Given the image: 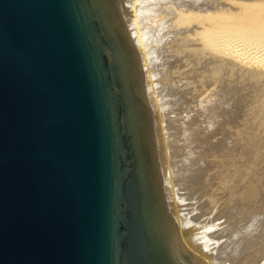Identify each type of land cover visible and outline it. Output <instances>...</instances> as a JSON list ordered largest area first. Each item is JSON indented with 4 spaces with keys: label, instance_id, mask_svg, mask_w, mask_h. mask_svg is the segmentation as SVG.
<instances>
[{
    "label": "water",
    "instance_id": "obj_1",
    "mask_svg": "<svg viewBox=\"0 0 264 264\" xmlns=\"http://www.w3.org/2000/svg\"><path fill=\"white\" fill-rule=\"evenodd\" d=\"M120 2L0 0V264L177 263Z\"/></svg>",
    "mask_w": 264,
    "mask_h": 264
},
{
    "label": "rangeland",
    "instance_id": "obj_2",
    "mask_svg": "<svg viewBox=\"0 0 264 264\" xmlns=\"http://www.w3.org/2000/svg\"><path fill=\"white\" fill-rule=\"evenodd\" d=\"M204 1L203 3L205 5V9L201 13L199 12V10H196L192 6H190L189 8H186L185 10H177V7L174 8L175 4L173 2H172L173 4L171 2H169L170 4L163 3L164 5L163 4L160 5L162 14L159 13V14L153 15L152 13L149 12L150 16H152V19L148 23H144V25L140 21V12L144 13L147 11H144V10L142 11L143 4L141 0H131V1L123 0L121 5L119 6V14L121 17V21L123 23V27L124 29L128 30L129 38L132 40V42L134 39L135 40L138 39V35H140L139 37H140L141 42L142 41L144 43L147 42L149 36H146L145 33L153 32L154 30H156L155 27H157L158 24L162 23L163 24L162 26L164 28L167 27L165 31L169 33L174 32V31L177 32V33H172L173 36H175L176 34L177 37L176 36L174 37L176 38V41L182 40V38L180 37L181 38L180 39L178 36L180 34L178 33V31L180 30L181 32L180 36L182 35L184 36V34H186L185 36L191 37V40H189L190 38L188 39V41H191L190 43H192V39L194 38L193 39V45H194L195 44L194 40L197 37L196 35L197 33L194 32L193 30H189V26L191 25L192 22H196V20L203 19L202 21H204V23L207 26H209V24L213 23L211 14H213L215 10H218L219 15H220L219 21L221 22L222 25H227L229 23L240 25L241 23H244L246 21V12L250 4L251 5L254 4L253 10L255 12L257 11V14H258L259 12L258 7L261 6V4H259V1H262V0H207V1L204 0ZM131 2L134 4V5L132 4L133 9L131 7ZM134 8L137 11V15L135 16H134L135 12L133 11ZM162 9H164V12ZM166 9L169 10V13H165ZM131 14L136 19V23L134 22L135 19L133 17H132V21L130 19L131 17H128V16H131ZM262 14L264 16V13ZM196 15L200 16V18L196 19L197 18ZM128 19L130 20L129 22L126 23ZM235 20H237L238 22ZM128 23L130 24L129 25L130 30H132L133 33L135 32V34L132 35L131 34L132 31H130L129 28H127ZM172 34L169 37L170 40L168 39L169 41L165 39L162 40L160 38L162 43L163 44L165 43L167 47L170 42H171L170 44L172 45H174L173 42L177 43L175 39L173 38ZM191 35L194 37H192ZM150 39L151 37L149 38V40ZM158 40L159 39H154V41H152L151 39V42L148 45V47L150 46V48H148L149 53L147 51L148 53L147 60L149 63L144 62V64H142L143 60L141 59L143 58L140 54L142 52V49H140L141 46L140 44L139 46L137 44V47H136V45L134 44L136 43V41L133 42V45H134L135 50L138 52L139 70H140L141 79H142L145 103L147 104V107L149 108V111L152 116V126L154 127L153 139H155L154 144H156L155 147L158 151L157 159H158V164H159L158 166L160 169L164 196L166 197L165 194L168 193L167 191L168 189L170 194L175 193L177 195L178 193L179 196L183 194L181 196L184 197V198H180L178 195L176 197L175 194H174L175 196L171 194V197H170L171 200L169 202L166 201V198H165L166 203L170 204V206L167 205V208L169 209V212L171 213V215L172 216L174 215L173 219L175 220L176 223H177V220H176L177 214L180 211L181 212L179 214L183 213L184 214V215L182 214L183 217H186V219L189 218L187 221L189 223L185 226V228L182 229L183 236L185 235L188 236L191 233L192 229L193 230L200 229L201 231L204 232V235L206 237L210 236V238L212 237V239L213 238L217 239L216 240L217 242L213 243V245H211V248L213 246L216 247V245H218L217 247L218 255L222 257H226L229 262H238L239 264H243L244 262L246 263L247 261H249L253 264H259L260 262H261L260 264H262L264 262L263 260L264 259V55L260 53L261 56L258 55L256 57L257 54L253 56L251 52H247L241 49H238L232 53L229 51L223 50L221 51L222 52L221 53L219 50L216 51L217 49H212V47H210V49H212L211 51L214 50L217 56L219 53L221 54L219 55L221 56L220 61L221 59L223 60L222 62L217 63V65L224 63V65H221V66L225 68H221L220 65L218 66L215 65L216 64L215 62H213V65H209L212 62V58L206 59V57L207 55H211L210 54L211 52L204 55L205 62L207 61L208 63L203 62L205 64V66H203L204 64L202 63L203 65H200L201 63L200 62L198 63L197 59L200 58L201 56L202 58H204L203 55L200 56L199 54H203V52L206 53V51L208 52L209 50L208 44H206V46L208 47L203 46V43L200 44L198 40L196 39L197 41L195 42L196 43L198 42V44H195V46L196 47L201 46V48H204V49H202V51H199L197 48L198 52H195L196 47L193 46L195 47L193 49L192 44L188 43L187 40H183L182 43L180 42L182 46L178 42V44L174 45L176 49L172 46L170 48H165L164 51H161V49H163L166 45L162 44L163 46L162 48V46L159 44L161 41L160 40L158 41ZM155 41H158V43ZM184 42L185 43L187 42V43L185 44ZM152 43H154V45ZM156 43L161 46V47L159 46L160 50L157 49L158 46L156 45ZM183 43L187 46L189 45L188 47L186 46L187 50L182 49V48H185V46L183 47ZM178 45L180 47L177 48L176 46ZM137 48L140 49L141 51L138 50ZM191 48L194 50V52L193 50H190ZM166 49L167 50L171 49L172 51L170 50L166 51ZM177 50L181 51L180 53L182 54L181 56L183 58L180 57V54L177 56L175 55L176 53L178 54ZM158 53L162 54V56L159 55ZM170 53H173V54H170ZM185 53H187V56H185ZM163 55H166L165 56L166 59H164ZM174 55L176 58L174 57ZM167 56H169L170 59ZM219 56L217 58H219ZM153 57L155 60L153 59ZM187 57L189 61L186 60ZM176 59H180V61L181 59L183 60L185 59L186 62L181 61L180 63V61L178 62V60ZM165 60L168 62H166ZM190 60L195 61V62H191ZM172 61L174 63L176 62V64H173ZM179 63L181 65H183L184 63L185 64L183 66H180L178 65ZM148 64L149 66L147 67ZM163 64L168 65V66H165ZM188 64L192 66H189ZM143 65L146 66V69H145V66ZM214 65L217 66V69L219 70L218 74H215L216 73L215 71H214V74L213 72H211L213 71L212 69ZM164 66L165 68L167 67L166 68L167 70L163 68ZM210 66H212V68ZM155 67L157 68V70L153 69ZM159 67L163 68V70L162 68H160L161 70L160 72H162L163 74L169 73L167 75H169L170 77L172 75V71L170 70L171 71V74H170L169 69H172V70L176 69L179 72H183L184 74H187V75H184L183 73H179L178 71L176 72H178L179 74L178 73L176 74L175 70H173L175 77H173V75L172 77L178 78L179 76L176 77L177 75H184L185 77L180 76L181 78H178L180 81H182L183 79L184 82H181L182 84H180L179 82L180 86L179 84L178 86H176L171 83H167V85L166 84L163 85L159 80H157L160 77L159 75H162L159 72V69H158ZM147 68L149 69L147 70ZM200 68H201V71H200ZM206 68H209V70ZM214 68L216 69V67ZM152 69L158 72L154 73L152 72ZM144 71L147 74L146 77H145L146 74L144 75ZM197 71H199L200 73L199 72L197 73ZM220 71L221 73H219ZM186 72H188L189 74ZM210 72L211 74H209ZM190 73L192 77L190 76ZM206 73L208 75H205ZM152 75L153 77L155 76L154 78L155 80L151 77ZM211 75L213 77H211ZM202 76H205V77L207 76V77L205 78ZM216 76L218 77V79ZM148 77H150L151 79ZM149 82H151V84H149ZM154 82L156 83L154 84ZM145 83L148 84L149 87L151 85V88L148 89L149 91L151 89L150 92L147 90L148 85H146ZM193 83L196 85H194ZM156 84L158 85L156 86ZM154 86L156 87L159 86V87L157 89ZM189 86L191 87L193 86L192 88L194 89H192ZM171 88L172 89L174 88V90H172ZM220 89L222 90V92L220 91ZM147 91L149 93L152 92L151 95L153 96L148 94ZM156 91L159 94H157ZM187 93H188V97H187ZM177 94L180 97H178ZM158 96L161 97V100H160V97ZM176 97L177 99H175ZM151 98L152 99L154 98L153 100L155 99L157 100L158 98L159 99L157 100V102L156 100L154 102ZM195 98L196 100L197 99L200 100L199 102H201L203 108L205 104L206 106L212 105V107H210V111L207 113L208 118H205V121H201L202 123L200 122L198 124L199 126L198 128L195 124V128L199 129V132L196 133L195 136H193V138L197 140H193L192 143H190L191 144L190 148L193 151V153H191L189 156L186 157L187 159L188 157H190V160L188 159L190 162L187 164L186 169L183 170L182 167L176 166L179 170H182V172H180L182 183L181 185H179L180 188L178 189V192L176 193V191L174 192L170 190L169 187L167 188V185H166L167 183L165 182V180L168 179L169 177V173L166 174L167 172H165L166 169L169 172V168L166 167L167 164H164L167 161L166 156L168 155L167 153L168 151H166L165 147H163L165 146L163 145V139H162V138L165 139V130L163 128L165 122H162V121H165V120H162L163 116H162L160 108L162 104L165 105L166 111H168L167 113H169V110L171 109V112H170L171 114L170 113L168 114L167 120L170 121L168 123L169 125L170 124L173 125L174 123V127H175V125L178 124L180 121L178 119H180V116L184 111L183 107H186V105L190 101H196ZM179 99H181L182 101L184 100L182 104L180 103L182 101H179ZM177 102L179 103L176 104ZM201 104H199V106L198 105L195 106V109H197L195 111L202 110V108L200 107ZM181 109H182L181 111L182 113H179ZM176 111L179 115L175 113ZM160 117L162 118L160 119ZM161 122L163 123L162 126H160ZM161 127L163 130L161 129ZM168 133H170L169 140L172 141L170 142L173 143L172 145L174 146L173 147L174 150H172V152L176 160L179 161V159L181 160L185 158V157L182 158V155H184L185 149L183 148L184 146L182 147L183 144L181 143V140H179V134L177 133L176 129L171 127ZM161 135L163 136L161 137ZM161 161L162 162L164 161L163 162V173H162ZM165 175L167 176L165 177ZM175 210H178V211L175 212ZM207 226H209L210 228L208 229ZM177 236H178L177 239L180 240L181 239L180 235L177 234ZM181 244H183L182 247L184 248V251L188 255L190 256L192 254L196 255L194 250H191V248H188V246L185 244L184 241ZM203 259L205 261L207 260V258L205 259V257H203Z\"/></svg>",
    "mask_w": 264,
    "mask_h": 264
},
{
    "label": "bare ground",
    "instance_id": "obj_3",
    "mask_svg": "<svg viewBox=\"0 0 264 264\" xmlns=\"http://www.w3.org/2000/svg\"><path fill=\"white\" fill-rule=\"evenodd\" d=\"M122 1L123 0H121V2H120V5H121V3H122ZM125 1H129V0H125ZM131 1V0H130ZM142 1V4H143V9H142V11L144 10V11H147V12H140V21L142 22V24L144 25V23H148L149 21H151V19H152V16H150V13H152L153 15H155V14H162V11H161V9H160V5L161 4H163V3H169V2H173L174 4H175V7L174 8H176L177 7V10H185L186 8H189L190 6H192V7H194L196 10H199V12L201 13L202 11H204V9H205V5H204V3H203V1L204 0H141ZM207 1V0H206ZM205 2V1H204ZM128 3H130V2H128ZM138 3V2H137ZM172 3V4H173ZM216 3V2H215ZM126 4V3H125ZM132 2H131V7H132ZM170 4V3H169ZM256 4V3H255ZM259 4H261V6L260 7H258V10H259V12H258V14H257V11L255 12L253 9H254V4H250V6L248 7V9H247V12H246V21L244 22V23H241L240 25H237V24H227V25H222L221 24V22L219 21V18H220V15H219V12H218V10H215L214 11V13L213 14H211V18H212V20H213V23H211V24H209V26H207L205 23H204V21H202L203 19H201V20H196V22H192L191 23V25L189 26V30H193L194 32H196L197 34V37L195 38V40H194V43L195 44H198V42L200 43V44H202L203 43V46H206V44H208V46H209V50L206 48V47H208V46H206L205 48L208 50V52L206 51V53L205 52H203V54H199L200 56L201 55H203V57H204V55H206L207 53H210L211 55H207V57H206V59L208 58V59H210V58H212V62L209 64V65H213V62H215L216 64L215 65H217V63H220V62H222V60L223 59H221V61H220V58H221V56H219V55H221L219 52H217V53H219L218 54V56H219V58H217L218 56H217V54L214 52V50L213 51H211L212 49H217L216 51H223V50H226V51H229V52H235L236 50H238V49H241V50H245V51H247V52H251L252 54H253V56H255V54H257L256 55V57L259 55V56H261L260 55V53H262L263 55H264V16H263V14L262 13H264V0H262V1H259ZM128 5V4H127ZM134 5V4H133ZM138 5V4H137ZM139 5H140V3H139ZM164 5V4H163ZM232 5V4H231ZM129 6H130V4H129ZM167 6V5H166ZM208 6V5H207ZM210 6H212V5H210ZM209 6V7H210ZM216 6V5H215ZM222 6V5H221ZM168 7V6H167ZM172 7V6H171ZM191 7V8H192ZM129 8V7H128ZM137 8V7H136ZM141 8V7H140ZM164 8V7H163ZM132 9H133V7H132ZM138 9V8H137ZM193 9V8H192ZM255 9H257V8H255ZM163 10V12H164V9H162ZM132 11V10H131ZM134 12H135V14H134V16L135 15H137V11H136V9L134 8V10H133ZM171 11V10H170ZM220 11V10H219ZM150 12V13H149ZM255 12V13H254ZM131 13H133V12H131ZM165 13H169V10H167L166 9V11H165ZM197 14V13H196ZM236 14V13H235ZM122 15V14H121ZM228 15V14H227ZM239 15V14H238ZM160 16V15H159ZM197 16V18L196 19H198V18H200V16H198V15H196ZM128 17H131L130 19H131V21H132V17H133V15L131 14V16H128ZM127 17V18H128ZM161 17V16H160ZM118 18H119V27H121V28H124L123 27V23H122V21H121V17H120V14H119V10H118ZM134 18V17H133ZM139 18V17H138ZM194 18V19H195ZM130 19H128V21H126V23L127 22H129V20ZM135 19V18H134ZM133 19V20H134ZM167 19V18H166ZM243 19V18H242ZM191 20V19H190ZM208 20V19H207ZM193 21H195V20H193ZM235 21H237V20H235ZM135 23H136V19H135V21H134ZM162 22V21H161ZM238 22V21H237ZM236 22V23H237ZM207 23V22H206ZM225 23V22H224ZM131 24H133V23H131ZM130 24L128 23V27L127 28H129L130 26H129ZM135 25V24H134ZM163 24L162 23H160V24H158L157 25V27H155L156 28V30H154L153 32H151V33H149V32H146L145 34H146V36H149L148 37V40H149V38L151 37V39H152V41H154V39H159L160 40V38L162 39V40H167V41H169L170 39H169V37L171 36V34L172 33H177V32H171V33H169V32H167V31H165V29L167 28L166 26V28H164L163 26H162ZM126 26H127V24H126ZM149 26V25H148ZM136 27V26H135ZM151 27V26H150ZM187 27V26H186ZM148 28V27H147ZM133 29V28H132ZM180 29V28H179ZM129 30H130V28H129ZM138 30V29H137ZM148 30V29H147ZM149 30H150V28H149ZM188 30V29H187ZM130 31H132V30H130ZM129 31V32H130ZM176 31H178V30H176ZM182 32H184V31H182ZM178 33H180L181 34V32H180V30L178 31ZM131 34L133 35V34H135V32L133 33V31L131 32ZM130 34V35H131ZM180 34L178 35L179 36V38L181 37L182 38V40L181 41H176V38H174L175 36H176V34H175V36H173V34H172V36H173V38L175 39V41L177 42V43H174L173 41V44L175 45V44H178V42H179V44H181L182 43V41L183 40H187V42L188 43H190L191 41H188V39L189 40H191V37H189V36H185L186 34H184V36L182 35V36H180ZM131 35V36H132ZM190 35V34H189ZM194 35V34H193ZM140 35H138V39H134L135 41H136V43H134L135 45H136V47H137V44H138V46H139V44H140V46H141V48L140 49H142V52L140 53V49H138V50H140L139 51V53L141 54V56H142V58L143 59H141V60H143V63L142 64H144V62H147V63H149L148 62V60H147V56H148V53H149V51H148V48H150V46L148 47V45L150 44V42H151V39L148 41L147 40V42H141V40H140V37H139ZM192 36V35H191ZM134 37V36H133ZM132 37V38H133ZM177 37V36H176ZM184 37H188L187 39L186 38H184ZM192 37H194V36H192ZM172 38V39H173ZM180 38V39H181ZM184 38V39H183ZM169 39V40H168ZM194 39V38H193ZM193 39H192V43H190V44H192V47L193 46H195V44L193 45ZM198 40V42L196 43L195 41H197ZM133 40V42H135ZM158 40V41H159ZM146 41V40H145ZM158 41H155V42H157L158 43ZM161 41V40H160ZM139 42V43H138ZM149 42V43H148ZM181 42V43H180ZM186 42V43H187ZM156 43V45L158 46H156L157 47V49H159L161 46H162V41L159 43V44H157ZM167 43V42H166ZM171 43V42H170ZM169 43V45H171V46H169L168 45V47H167V45L163 48V46H162V48L163 49H161V51H164V49L165 48H170V47H174V45H172V44H170ZM185 43V42H184ZM183 43V47L185 46V48H186V46L187 45H185ZM153 45H154V43H152ZM163 44V45H164ZM199 44V45H200ZM160 46V47H159ZM181 46H182V44H181ZM189 46V45H188ZM187 46V47H188ZM198 46V45H197ZM202 46V47H203ZM177 48L178 47H180L179 45L178 46H176ZM190 47H191V45H190ZM189 47V48H190ZM196 47V46H195ZM195 47H193V49L195 48ZM199 47H200V49H199ZM210 47H212V49H210ZM152 48V47H151ZM175 48V47H174ZM185 48H182L183 50H187V48L185 49ZM197 48H198V50L199 51H202V49H204V48H201V46H198V47H196V50H195V52H198L197 51ZM172 49V48H171ZM171 49H166V51H172ZM176 49V48H175ZM192 48L190 49V50H193ZM150 50V49H149ZM160 50V49H159ZM179 50H180V48H179ZM241 50H239V51H241ZM147 51H148V53H147ZM158 51V50H157ZM174 51V50H173ZM178 51V50H177ZM189 51V50H188ZM188 51H187V53H188ZM205 51V50H204ZM239 51H238V53H239ZM245 51H243V52H245ZM160 52V51H159ZM175 52V51H174ZM181 51H178V54L176 53L175 55L177 56V55H179L180 54V57H182L181 55V53H180ZM193 52H194V50H193ZM215 54H214V53ZM187 53H185V56H187ZM199 53H201V52H199ZM213 53V54H212ZM222 53V52H221ZM159 54V53H158ZM157 54V55H158ZM163 54H165V53H163ZM170 54H173V53H170ZM183 54H184V52H183ZM194 54V53H193ZM236 54V53H235ZM159 55H161L162 56V54H159ZM167 55H169V54H167ZM175 55H174V57H175ZM160 56V57H161ZM164 56V59H166V55H163ZM196 56V55H195ZM209 56V57H208ZM252 56V55H251ZM168 58H169V56H167ZM171 57V56H170ZM190 57V56H189ZM172 58V57H171ZM176 58V57H175ZM177 58H179V57H177ZM183 58V57H182ZM263 58V57H262ZM140 59V58H139ZM150 59V58H149ZM153 59H154V57H153ZM170 59V58H169ZM199 59H200V61H199ZM155 60V59H154ZM158 60V59H157ZM176 60H178V62L180 61V59H176ZM186 60H188L189 61V59H188V57L186 58ZM186 60L184 59H181V61L182 62H186ZM195 60V59H194ZM152 61V60H151ZM166 61V60H165ZM170 61V60H169ZM174 61H175V59H174ZM181 61H180V63H181ZM187 61V62H188ZM191 61V60H190ZM196 61V60H195ZM195 61H191V62H195ZM197 61H198V63L200 62L201 64L200 65H203L204 63L203 62H205V57L204 58H202V56L200 57V58H198L197 59ZM196 61V62H197ZM224 61H225V59H224ZM142 62V61H141ZM140 62V63H141ZM166 62H168V61H166ZM171 62V61H170ZM173 62V61H172ZM177 62V63H178ZM154 63V62H153ZM157 63V62H156ZM162 63V62H161ZM178 64V65H180V66H183V65H181V64ZM203 63V64H202ZM205 63H208L207 61L205 62ZM227 63H229V62H227ZM226 63V64H227ZM138 64H139V60H138ZM141 64V65H142ZM173 64H176V62L174 63L173 62ZM153 65V64H152ZM160 65V64H159ZM162 65V64H161ZM163 65H165V64H163ZM171 65V64H170ZM189 66H192V65H190V64H188ZM198 65V64H197ZM196 65V66H197ZM214 65V67H216V69L213 67V71H211V72H213V74H214V71L216 72L215 74H218V69H217V66L218 65H224V63L222 64H218L217 66H215ZM143 66H145V65H143ZM149 66V64L147 65V67ZM156 66V65H155ZM165 66H168V65H165ZM165 66L163 67V68H165ZM203 66H205V64L203 65ZM206 66H208V65H206ZM188 67V66H187ZM211 68H212V66H210ZM209 67V68H210ZM238 67V66H237ZM143 68V67H142ZM160 68H162V67H159L158 69H159V72L161 71L160 70ZM163 68H162V70H163ZM167 68V67H166ZM165 68V70H167ZM170 68H171V66H170ZM193 68V67H192ZM195 68V67H194ZM209 68H206V69H208L209 70ZM220 68V67H219ZM221 68H225V67H223V66H221ZM145 69H146V66H145ZM149 68H147V70H148ZM151 69V68H150ZM154 70L156 69L157 70V68L155 67V68H153ZM152 69V72H158V71H154ZM184 69H186V68H184ZM189 69V68H188ZM202 69H203V67H202ZM215 69V70H214ZM172 71V75H173V77H175L174 75V71L173 70H175V73L177 74L179 71L178 70H176V69H169V71ZM192 70V69H191ZM195 70V69H194ZM221 70V69H220ZM150 71V70H149ZM169 71H167V72H169ZM171 71H170V74H171ZM176 71H178V72H176ZM184 71V70H183ZM186 71V70H185ZM188 71V70H187ZM200 71H201V68H200ZM203 71V70H202ZM167 72H165V73H167ZM199 71H197V73H198ZM211 72L209 73V74H211ZM149 73V72H148ZM162 75H159V76H157V77H159L157 80H159L163 85L164 84H166L167 85V83H171V84H173V85H176V86H178V84H179V82H180V84H182L181 82H184V80L182 79V81H180L178 78H181L180 76H184V75H187V74H184L183 72H179V73H183L184 75H177L176 77H178V78H173L172 77V75H171V77L169 76V75H167V74H169V73H167V74H163L162 72H160ZM178 73V74H179ZM186 73H188V72H186ZM195 73V72H194ZM200 73V72H199ZM205 73V72H204ZM203 73V74H204ZM219 73H221V71L219 72ZM146 73H145V71H144V75H145ZM189 74V73H188ZM193 74V73H192ZM155 75V74H154ZM205 75H208L207 73L205 74ZM220 75V74H219ZM140 76H141V74H140ZM147 76V74L145 75V77ZM156 76V75H155ZM155 76L153 77V75L151 76L153 79L155 78ZM190 76H191V73H190ZM200 76H201V74H200ZM215 76V75H214ZM185 77V76H184ZM184 77H182V78H184ZM192 77V76H191ZM198 77V76H197ZM202 77H205V76H202ZM207 77V76H206ZM205 77V78H206ZM209 77V76H208ZM211 77H213L212 75H211ZM217 77V76H216ZM148 78H150V77H148ZM204 78V79H205ZM210 78V77H209ZM220 78V77H219ZM151 79V78H150ZM203 79V78H202ZM208 79V78H207ZM206 79V80H207ZM212 79H214V78H212ZM217 79H218V77H217ZM155 80V79H154ZM186 80V79H185ZM209 80V79H208ZM207 80V81H208ZM233 80V79H232ZM141 81H142V79H141ZM198 81V80H197ZM202 81V80H201ZM205 81V80H204ZM159 82V83H160ZM193 82H195V81H193ZM200 82V81H199ZM218 82V81H217ZM148 83V82H147ZM156 82H154V84H155ZM160 83V84H161ZM187 83V82H186ZM192 83V82H191ZM204 83H206V82H204ZM214 83V82H213ZM146 84V83H145ZM149 84H151V82H149ZM159 84V85H160ZM180 84H179V86H180ZM194 84V83H193ZM203 84V83H202ZM210 84V83H209ZM230 84V83H229ZM146 85H148V84H146ZM158 84H156V86H157ZM170 85V84H169ZM189 85V84H188ZM191 85V84H190ZM194 85H196V84H194ZM214 85H216V84H214ZM156 86H154L155 88H157L158 89V87H156ZM199 86V85H198ZM197 86V87H198ZM213 86V85H212ZM143 87V86H142ZM146 87V86H145ZM163 87H165V86H163ZM170 87V86H169ZM189 87H191V86H189ZM193 87V86H192ZM191 87V88H192ZM194 87H196V86H194ZM201 87H203V86H201ZM149 88H151V85H150V87H149V85H148V87H147V90L149 89ZM153 88V87H152ZM175 88V87H174ZM174 88L172 89V90H174ZM179 88V87H178ZM184 88V87H183ZM214 88V87H213ZM154 89V88H153ZM153 89H152V91H153ZM156 89V90H157ZM160 89V88H159ZM186 89V88H185ZM192 89H194V88H192ZM197 89V88H196ZM166 90V89H165ZM176 90V89H175ZM178 90V89H177ZM149 91V90H148ZM147 91V92H148ZM150 91H151V89H150ZM149 91V92H150ZM169 91H170V89H169ZM179 91V90H178ZM184 91V90H183ZM220 91L222 92V90L220 89ZM148 92V94H150L151 95V93H149ZM157 92V91H156ZM160 92V91H159ZM172 92V91H171ZM175 92H177V91H175ZM180 92V91H179ZM185 92V91H184ZM219 92V91H218ZM147 94V95H148ZM156 94V93H155ZM154 94V95H155ZM157 94H159L158 92H157ZM163 94V93H162ZM166 94V93H165ZM168 94V93H167ZM171 94V93H170ZM173 94H175V93H173ZM172 94V95H173ZM195 94V93H194ZM180 95V94H179ZM181 95H182V93H181ZM190 95V94H189ZM151 96H153V95H151ZM161 96V95H160ZM160 96H158V97H160ZM163 96V95H162ZM177 96H178V94H177ZM185 96V95H184ZM211 96V95H210ZM220 96H221V94H220ZM150 97V96H149ZM165 97V96H164ZM175 97V96H174ZM178 97H180V96H178ZM187 97H188V93H187ZM183 98V97H182ZM186 98V97H185ZM152 99V98H151ZM151 99H150V101H151ZM154 99V98H153ZM152 99V100H153ZM159 99V98H158ZM157 99V100H158ZM168 99V98H167ZM175 99H177V97L175 98ZM184 99V98H183ZM187 99V98H186ZM156 100V99H155ZM155 100H153L154 102H155ZM157 100H156V102H157ZM160 100H161V97H160ZM163 100V99H162ZM169 100H171V99H169ZM191 100V99H190ZM195 100H196V98H195ZM149 101V102H150ZM168 101V100H167ZM174 101V100H173ZM179 101H182L181 99H179ZM184 101V100H183ZM183 101L182 102H180L181 104L183 103ZM200 100H196V101H190L187 105H186V107H183L184 108V111H183V113L181 112L182 111V109L180 110V112L179 113H182L181 114V116H180V119H178V120H180L179 121V123L178 124H176L175 125V127H174V123H173V125H169L168 123L170 122L169 120H167V116H168V114L171 112V109L169 110V113H167L168 111H166V106L165 105H161V113H162V116H163V119L162 120H165V121H162V122H165L164 123V126H163V128H164V130H165V139L164 138H162L163 139V145H165V146H163V147H165V149H166V151H168L167 153H168V155L166 156V158H167V163L165 162L164 164H167L166 165V167L167 168H169V172L167 171V169L166 168H164V169H166L165 170V172H167L166 174H168L169 173V177H168V179H166L165 180V182L167 183L166 185H167V188L169 187V189L170 190H172V191H176V193L178 192V189L180 188V186L179 185H181V174H180V172H182V170H179L176 166H180V167H182V169L184 170V169H186V167H187V164L190 162L189 160H190V157H188V159L186 158L187 156H189L191 153H193V151L191 150V148H190V143H192V141L193 140H197V139H194L193 138V136H195V134L196 133H198L199 132V129H197L199 126H198V124L201 122V121H205V118H208L207 117V113L210 111V107H212V105H210V106H206V104L204 105V108L202 107V104H201V102H199ZM217 101V100H216ZM226 101V100H225ZM166 102V101H165ZM193 102V103H192ZM202 102H204V101H202ZM159 103H161V102H159ZM179 102H177L176 104H178ZM209 103V102H208ZM146 104V103H145ZM158 104V103H157ZM165 104V103H164ZM199 104H201V108H202V110L201 111H195V110H197V109H195V106H199ZM184 105V104H183ZM152 106V105H151ZM158 106V105H157ZM185 106V105H184ZM206 106V107H205ZM200 108V109H201ZM159 109V108H158ZM146 110L148 111V113L150 114V116H151V113H150V111H149V108L147 107V104H146ZM216 111V110H215ZM173 113V112H172ZM175 113H177V111L175 112ZM171 114V113H170ZM178 114V113H177ZM195 114V115H194ZM179 115V114H178ZM174 116H176V115H174ZM152 117V116H151ZM162 117H160V119H161ZM178 118V117H177ZM176 118V119H177ZM177 120V121H178ZM161 122V125L160 126H162V123ZM175 122V121H174ZM202 123V122H201ZM235 123V122H234ZM195 124H196V126H197V128H195ZM194 125V126H193ZM230 125V124H229ZM228 126V125H227ZM171 127H173V128H175L176 129V131H177V133L179 134V140H181V143L183 144L182 145V147L185 149V152H184V155H182V158L183 157H185V158H183V159H179V161L178 160H176V158L174 157V155H173V152H172V150H174V146L172 145L173 143H171L172 141L171 140H169V134L170 133H168L169 132V130H170V128ZM153 129H154V127L152 126V136H153ZM161 129H162V127H161ZM163 130V129H162ZM172 132V131H171ZM163 133V132H162ZM161 133V134H162ZM171 135H172V133H171ZM163 135H161V137H162ZM154 141H155V139H153ZM171 141V142H170ZM180 143V142H179ZM180 143V144H181ZM156 145V144H155ZM177 146V145H176ZM173 148V149H172ZM177 149V148H176ZM176 151H178V150H176ZM155 152H156V163H157V175H158V186H159V198H160V209H161V213L167 218V220H168V223H169V225H170V227H171V230H172V232H173V234H174V237H175V240L174 241H172V240H168V242H167V246H168V248L169 249H172V251H173V255H174V258H175V261L177 262H175L176 264H239L238 262H229L228 261V259L226 258V257H222V256H219L218 255V249H217V247H218V245H216V247L215 246H213L212 248H211V245H213V243H216L217 241V239H215V238H213L212 239V237L210 238V236L209 237H206L205 235H204V232L203 231H201L200 229L199 230H193L192 229V231H191V233L188 235V236H183V232H182V229L183 228H185V226L189 223V222H187L188 221V219H186V217H183V215L182 214H179L181 211H180V209H179V211L180 212H178V214H177V218H176V220H177V223L175 222V220L173 219V216L171 215V213L169 212V209L167 208V205H169L170 206V204H167L166 203V201H170L171 200V194L169 193V190L167 189V191H168V193H166L165 195H166V197L164 196V193H163V187H162V180H161V175H160V169H159V164H158V151H157V149H156V147H155ZM250 152V151H249ZM254 152V151H253ZM179 154V153H178ZM166 155V154H165ZM160 159H161V157H160ZM164 161H165V159H164ZM163 161V162H164ZM186 161V162H185ZM163 162L161 161V166H162V173H163ZM236 167V166H235ZM181 169V168H180ZM219 173V172H218ZM245 174V173H244ZM246 174H247V172H246ZM238 175V174H237ZM167 175H165V177H166ZM246 176V175H245ZM178 177H180V178H178ZM244 178V177H243ZM248 179V178H247ZM220 180V179H219ZM218 180V181H219ZM224 180V179H223ZM253 183V182H252ZM219 184V183H218ZM237 185V184H236ZM234 187V186H233ZM226 188V187H225ZM245 189V188H244ZM182 190V189H181ZM171 191V192H172ZM238 191V190H237ZM246 193V192H245ZM175 194V193H174ZM174 194H172V195H174ZM176 195V194H175ZM174 195V196H175ZM177 195H178V193H177ZM177 195H176V197H177ZM181 195H183V194H181ZM179 196L180 198H184L183 196ZM174 196H172V197H174ZM178 197V198H179ZM165 198H166V201H165ZM186 199V198H185ZM174 200V199H173ZM180 200V199H179ZM175 204V203H174ZM175 206V205H174ZM213 208V207H212ZM183 210H185V209H183ZM176 211H178V210H175V212ZM187 213V212H186ZM176 214V213H175ZM186 215V214H185ZM176 216V215H175ZM210 216V215H209ZM185 218V219H184ZM202 219V218H201ZM213 222V221H212ZM204 223V222H203ZM208 224V223H207ZM208 227V229L210 228L209 226H207ZM202 228V227H201ZM203 229V228H202ZM206 233V232H205ZM177 234H179L180 235V237H181V239L180 240H178L177 239ZM184 234H185V232H184ZM212 236V235H211ZM224 236V235H223ZM222 237V236H221ZM219 240V239H218ZM185 242V244L188 246V248H191V250H194V252H195V254L196 255H194V254H192L191 256L190 255H188L185 251H184V248L182 247L183 246V244H181L182 242ZM221 243V242H220ZM215 247V248H214ZM226 254V253H225ZM226 256H228V255H226ZM249 256V255H248ZM203 257H205V259L207 258V260L205 261L204 259H203ZM262 259V258H261ZM232 260V259H231ZM264 260V259H263ZM259 262H260V260H259ZM258 262V263H259ZM263 262V261H262ZM256 263V262H255ZM261 263V262H260ZM259 263V264H260ZM264 263V262H263ZM262 263V264H263ZM243 264H253V263H251V262H249V261H247L246 263L244 262Z\"/></svg>",
    "mask_w": 264,
    "mask_h": 264
}]
</instances>
